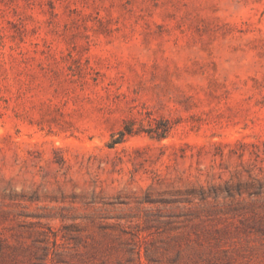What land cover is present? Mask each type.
Here are the masks:
<instances>
[{"label": "rangeland", "instance_id": "obj_1", "mask_svg": "<svg viewBox=\"0 0 264 264\" xmlns=\"http://www.w3.org/2000/svg\"><path fill=\"white\" fill-rule=\"evenodd\" d=\"M0 264H264V0H0Z\"/></svg>", "mask_w": 264, "mask_h": 264}, {"label": "trees", "instance_id": "obj_2", "mask_svg": "<svg viewBox=\"0 0 264 264\" xmlns=\"http://www.w3.org/2000/svg\"><path fill=\"white\" fill-rule=\"evenodd\" d=\"M123 133V132H122ZM113 142H115V141H113Z\"/></svg>", "mask_w": 264, "mask_h": 264}]
</instances>
